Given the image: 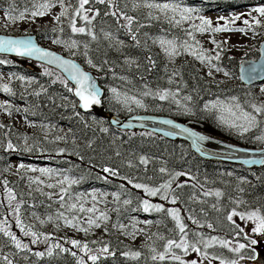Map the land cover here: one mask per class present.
Returning a JSON list of instances; mask_svg holds the SVG:
<instances>
[{
    "label": "trees",
    "instance_id": "obj_1",
    "mask_svg": "<svg viewBox=\"0 0 264 264\" xmlns=\"http://www.w3.org/2000/svg\"><path fill=\"white\" fill-rule=\"evenodd\" d=\"M43 1L45 0H0V10L17 16L25 11H34ZM170 1L175 0H118L119 8L134 17L133 24L127 26L126 20L117 21L110 14L115 10L111 5L92 2L85 7L98 10L99 15L95 12L88 13L95 16V19L91 25H87L82 18L75 17L73 12V8L78 7L79 0H67L63 11L66 9L68 14L60 21L56 20L58 27L41 29L33 34L41 42L60 39L64 46V51H60L62 54L78 60L93 70L104 92L102 98L104 109L109 113L118 116L147 113L170 116L181 121H195L209 129L207 131L195 126L197 131L217 140L243 146L264 147L250 144L249 136L225 137L226 134H222L216 124L204 121L201 112L197 116H191L193 112L186 110L189 104L184 99L185 96H191V102L197 105H201L203 99L236 97L238 103L246 110H249L254 100L247 94L250 88L240 82L226 89L217 87L214 82H207L189 61L181 60L174 69L168 67L165 54L159 48L161 39L174 41L179 49L183 48L185 42L188 45H195V40L187 34L191 32L194 36L192 28L185 27L181 20L169 13V9L161 10L147 6ZM199 3V6L206 8L213 5L217 9L229 11L245 6L262 5L264 0H208L205 4ZM71 19H75L77 27H85V32L74 33L70 24ZM175 21L180 22L177 24ZM89 29L97 36L96 40L88 34ZM105 32L111 34V39L105 38ZM133 34L136 35L139 44L131 39ZM72 41L77 42V47L67 46ZM117 41H122L123 44L118 46ZM149 57L155 62L154 66L150 64ZM0 59L8 61L7 66H3L7 71L24 79H32L31 81L14 79L9 84L11 87L9 98L22 106L21 113L27 120L37 125L35 132L25 133L15 128L12 122L0 121V124L4 125L0 128V228L11 232L22 244L28 245L27 248L18 249L11 237L0 231V264H7L3 259L5 256L12 264H78L80 259H83L85 264H92L85 251L71 244L74 238L56 240L34 222L35 214L49 216L53 213V207L45 204L39 192L31 190L33 186H27L22 177L15 178L5 173L13 159L42 162L55 169H61L69 176L80 179L81 188L93 185L118 193L120 217L127 215L142 201L147 200L150 204L162 205L165 209L172 207L180 209L183 223L187 225V239L190 242H195L201 236L206 240L215 236L232 242L247 243L244 233L237 236V225L229 221L227 216L234 209L236 212L245 213L259 210L260 215L264 216V167L248 169L240 165L205 161L194 154L186 143L171 142L149 132L117 130L106 120L91 114H82L71 92L68 91L70 86L55 70L39 64L41 70H36L26 65L24 62L28 61L23 59L5 56H0ZM89 60L92 64H89ZM127 60L134 62L128 63ZM241 60L226 54L220 63L222 66L232 68L234 77L238 79V66ZM93 64L96 67H93ZM174 71L178 74L173 76ZM169 78L172 80L171 83ZM113 88L116 89V93L140 100L144 104V110L127 112L124 106L112 100ZM164 90L175 93V96L160 100L155 93ZM145 92L153 94L144 95ZM105 128L108 129L106 132L103 131ZM9 142L13 144V149L7 147ZM61 149L64 151L61 152ZM141 157L146 158L148 163H141ZM105 167L115 170L118 175L113 176L104 172ZM162 167L167 169L165 173L159 171ZM175 173H184L178 176L172 185L174 194H178L179 197L176 204L171 203V195L168 200H164L161 198L163 192L150 196L143 188L134 187V184L139 183L158 188ZM129 179L132 180V184L128 183ZM177 184H182L183 187L177 188ZM9 189L15 199H9ZM217 191L222 195L217 197L215 195ZM206 192L210 194L205 195ZM124 200H130L131 203L125 205ZM17 206L19 212L16 211ZM140 213L154 219L159 225L148 233L145 242L128 243L122 237L115 236L108 227H105L107 231L103 235L85 234L83 240L79 241L81 245L86 243L89 249L96 251L107 244L115 252V256L102 255L97 264H178L171 260L170 256L164 261L159 259L153 261L151 258L155 254L151 251L153 247L157 252H163L167 239L174 238L179 242L180 234L176 222L165 212L141 210ZM189 216L198 223L194 224L192 219H188ZM18 218L21 221L20 225L17 224ZM208 224H212L213 227L208 228ZM25 231L36 232L37 242L32 243L34 237L31 234L25 235ZM149 236L152 238L149 239ZM57 244L60 248L55 247ZM197 247L201 249L199 254L207 252L210 258L219 262L221 259L227 262L239 258L238 253L216 244L204 248L198 243ZM49 249L53 252L51 256L47 254ZM135 251L141 252V256L132 258L122 255L123 252ZM173 251L182 258L185 257L182 250ZM39 252H43L44 255H36ZM72 252H76L77 255L73 256ZM243 254L245 256L243 260L249 261L251 249L247 248Z\"/></svg>",
    "mask_w": 264,
    "mask_h": 264
},
{
    "label": "rangeland",
    "instance_id": "obj_2",
    "mask_svg": "<svg viewBox=\"0 0 264 264\" xmlns=\"http://www.w3.org/2000/svg\"><path fill=\"white\" fill-rule=\"evenodd\" d=\"M208 0H196L195 2H190L189 0H175L170 2H164L163 4H169V13L172 14L176 19H179L183 22L184 26L187 28H192L195 45H189V47L179 49L177 47V53L173 57H169L164 47L159 45V48L165 54V58L168 61L167 65L170 69L177 68V64L181 60H186L191 62L199 71L201 76L207 82H214L217 87L221 86L223 89H226L230 86H235L239 80L234 77L233 69L227 66H222V58L228 54V56L236 57L238 59H255L258 55V47L260 43L264 40V16H261L259 12L255 9L259 7H264L262 5L256 6H245L242 8L234 10H220L216 6L209 5V7L199 6V2L204 4ZM49 0H45L42 3H48ZM39 4V5H40ZM67 4V0H63V7ZM171 6L176 7L175 11H172ZM63 7L61 5V0H51V6L45 12L43 16H33L30 11L22 12L24 18L20 19L19 15L11 16L4 11L0 10V32L1 33H13V34H26V33H36L38 30L45 28H54L58 27L55 17L58 16L62 11ZM186 8L194 9L191 13V19H182V16L186 15L183 10ZM39 6L36 7L34 11H38ZM11 17H17L13 20ZM199 17H204L212 21L213 26L225 27L227 25V31L221 32H212L205 31L199 32L196 31L194 25L200 24ZM223 19H220V18ZM260 20V24H256L255 20ZM244 20H248L249 23L244 24ZM238 29H244V31H239ZM212 40H215L217 44H220L221 47L218 48L216 44L212 43ZM56 41H60L57 43ZM199 41V44L196 43ZM226 41V43H225ZM42 44L45 46L56 49L58 51H64V46L60 39L53 40H43ZM192 50L200 52L203 50V54L208 57H215L219 53V59H212L211 63L207 60L201 61L192 55ZM4 63H0V105H10L11 107L8 110L0 107V121L2 122H12L13 126L25 133H33L37 129V125L33 121L27 120L21 113L22 106L15 103L9 98L11 95L10 83L22 76H16L13 73L4 69L3 66H7L6 59H0ZM26 65L31 66L36 70H41L38 67V64H33L32 62H24ZM220 68V71H216V68ZM212 73L209 75V73ZM228 72L229 75L225 76L224 73ZM23 81H31L32 79H22ZM7 85L8 91H5L4 86ZM250 91H247V94L253 98V104L257 107L264 105V82L260 84H254L248 86ZM112 100L115 103H118L124 106L127 109V112L133 111H142L144 107H140L135 103V99L126 94L114 93ZM216 101H221L225 106H232L233 112L237 116L240 115V109L245 112L252 113L256 116L257 123L255 126L250 127L247 132H244L239 127H233V124L239 125L243 124V120H236L234 117L230 116L226 108H216V109H205L204 105L206 103L211 104ZM189 106L187 109L193 112L191 116H197L199 112L202 113L204 121L216 124V127L221 130L222 134L225 137L232 138H242L243 136H249L250 144H259L264 145V140H257L256 137L264 136V112L257 113L252 105L249 106V110H246L243 106L238 103V100H232V97L225 98H213L211 100L203 99L201 105L187 101ZM142 103V102H141ZM143 104V103H142ZM235 104L240 105V109L234 107ZM144 105V104H143ZM221 116L224 117V120H221ZM64 130V129H62ZM216 132V130H214ZM23 164L25 167L20 168L19 166ZM49 168L53 172L50 174H41L39 169ZM31 169H37L36 171H31ZM6 174H11L15 178L22 177L27 186H33L31 190H37L41 196L42 201L45 204H49L53 207L52 214L46 216L44 214H35L34 222L37 223L40 229L50 234V237L54 239H64L66 237L74 238L76 240H83V236L86 234L83 231L77 230L69 225H66L64 219H57V215L60 212H63L66 217L71 219L75 216L77 219L74 222H78L80 227H88L86 221L89 216L95 218L99 215L100 212H106L109 216L107 222L99 221L101 226L99 228L93 226L87 234L93 235H103L105 227L110 228L113 231L114 235L117 237H122L126 242L132 244H140L146 241V237L149 232H152L159 225L158 222L154 219L141 215L140 211L143 210L142 203L136 206L131 212L127 215L120 217L119 206L117 200L113 194H116L113 191L104 190L98 186L87 185L86 188H81L80 179L71 177L61 169H55L50 165H46L42 162H26L19 159H13L9 162L8 167L5 171ZM68 177V180H77L76 184H69L68 181H65L63 187L68 189L67 193H61L60 191V181H63L64 178ZM39 178L42 183L36 184L33 183V180ZM48 184L54 185V187H47ZM51 194L52 198L49 199ZM60 195H64V201L59 199ZM93 196L96 197V200H93ZM76 197H80L79 200ZM150 202V201H148ZM76 203L78 205L77 209L68 210L67 205ZM62 204L64 205L62 207ZM83 204L84 208H90L95 206L98 209L95 213L80 212L79 205ZM48 206V205H47ZM176 208V207H172ZM247 214L245 212H238ZM49 217H52L49 220ZM43 221V222H42ZM151 221L152 223H146ZM233 221L235 225H238L240 228L244 229V234H247L250 238L257 239L258 244L255 247L256 256L255 260L249 259V261L239 260V264H264V235L256 234L252 232V229L256 225L255 220H241L240 216H234ZM232 222V221H231ZM233 223V222H232ZM114 224H123L125 228L120 230L118 228H113ZM143 231H140V230ZM134 233V235L132 234ZM222 239V238H219ZM237 242H232V246H235ZM216 245L220 246L219 243ZM226 248V247H225ZM251 249V247H249ZM230 250V248H226ZM91 253L95 254L97 251L91 249ZM231 251V250H230ZM88 254L86 257H88ZM85 257V256H84ZM183 259L186 262L195 259L197 264H208V261L203 258L199 252L190 251ZM212 264H220L219 261L212 259Z\"/></svg>",
    "mask_w": 264,
    "mask_h": 264
},
{
    "label": "snow or ice",
    "instance_id": "obj_3",
    "mask_svg": "<svg viewBox=\"0 0 264 264\" xmlns=\"http://www.w3.org/2000/svg\"><path fill=\"white\" fill-rule=\"evenodd\" d=\"M90 2L92 3H99V4H103V5H111L115 10L112 11L110 14L115 17L117 19V21L123 19L127 21V26H130L133 24L134 22V17L128 15L126 12H123L120 8H119V3L118 0H79L78 2V7L73 8V12L75 13V17L78 18H82L87 25H91L92 20L95 19V16H90L88 13H92L95 12L96 15H99L98 10H95L91 7H85L86 5H89ZM61 5L63 7V0H61ZM51 6V0H49L48 3H42L39 5V9L38 11H33L31 14L33 16H43L45 14V12L48 10V8ZM149 8H159L161 10H168L170 8L169 4H163V5H159V4H148L147 5ZM172 7V11L176 10V7L178 6H171ZM194 11V9H190V8H186L183 10V12L186 14L184 16H182V19H191V13ZM255 11L259 12L261 16H264V7H259L257 9H255ZM67 10L65 9V11H62L58 16L55 17V19L57 21H60L62 17H64L65 15H67ZM106 15L108 13H105ZM13 20L17 19V17H11ZM20 19L24 18V14L21 13L19 16ZM200 19V24L199 25H194V28L196 31L199 32H205V31H212V32H221V31H227V25H225V27H219V26H213L212 21L209 19H205L204 17H199ZM220 19H223L222 17ZM171 22V21H170ZM180 21H175V23H179ZM249 21L248 20H244V24H248ZM256 24H260V20H255ZM70 24H71V28L72 31L75 32H79V33H84L86 28L85 27H77L76 26V21L75 19H71L70 20ZM55 30V29H54ZM239 31H244V29H238ZM129 31H131V28L129 27ZM88 34L91 36V38L93 40L97 39V36L89 29ZM189 36L192 37L193 40H195V37L192 36L191 32L187 33ZM105 38L111 39V34L105 32L104 33ZM131 39L133 41H135L137 44H139V41L137 40L136 35H132ZM57 43H59L60 41H56ZM197 44H199V41H196ZM213 44H216V46L218 48L221 47L220 44H217V42L215 40H212ZM226 43V41H225ZM123 42L122 41H117V45H122ZM160 44L162 47H164L166 54L171 58L173 56H175L177 53V47L174 41L172 40H165V39H161L160 40ZM70 48H75L77 47V42L76 41H72L71 44L67 45ZM184 48H188L189 45L187 44V42L184 43L183 45ZM85 48H87V45H85ZM0 51H16L18 55H38L40 58H49V63H54V62H58L61 66L64 67V70L66 72L69 73V77L71 80L75 81L76 85H78V87L75 89V95L78 96L80 98V100L83 102L82 103V107L84 108H90L93 105L99 104L100 103V98H99V92L95 87L94 82H92L91 77L84 72L83 70H81V68L75 64L72 61L69 60H64L61 57L57 56L55 53L53 52H49V51H44L38 47H36L35 45H33L31 43L30 40H14V39H0ZM192 55L196 56L197 59L201 60L202 62L207 60L209 63H211L212 59H219V53H217V55L215 57H208L205 56L203 54V50H200L199 53H197V51L192 50L191 52ZM85 55H87V52H85ZM149 62L152 66H154V61L151 60V58L149 57ZM89 64H92V61L89 60L88 61ZM126 62L128 63H132L134 61H130L127 60ZM0 63H4V61L0 60ZM105 63H107V61H105ZM93 67H96V65L93 64ZM220 68H216V71H220ZM254 70V69H253ZM149 71H151V68H149ZM50 74V73H49ZM178 73L176 71H174L172 73V75H177ZM212 73L210 72L209 75H211ZM225 76H228L229 73L225 72L224 73ZM251 78V77H249ZM20 79H24V77H20ZM172 80L171 78H169V83H171ZM66 84V82H65ZM5 91H8V87L7 85L4 86ZM68 91H73L71 88L68 89ZM113 93H116V89L113 88L112 89ZM153 93L151 92H145L144 95H151ZM36 95H39V93H36ZM155 95H157L159 97L160 100H166L169 98V96H175V93H172L168 90H164L162 92H157L155 93ZM185 100L187 101H191L192 97L191 96H185L184 97ZM232 100L235 101L236 97H232ZM135 103L137 105H139L140 107H144V105L141 103L140 100H135ZM177 103H179L177 101ZM74 106V105H73ZM0 107L5 108V110H8L11 106L10 105H0ZM205 109L211 110V109H216V108H221L224 109L226 108V110L228 111V113L230 114V116L234 117L236 120H243L244 123L243 124H233V127H239L241 128L244 132H247L248 129L250 127H253L256 125L257 120H256V116L253 115L252 113L249 112H245L242 109H240V105L239 104H235L234 107L236 109H240V115L237 116L235 112H233L232 110V106H225L221 101H216L215 103H211L208 104L206 103L204 105ZM252 107L255 109V112L257 113H262L264 112V105H261L259 107H257L256 105H252ZM187 111H190V109H186ZM221 120H224V117L221 116ZM164 123L166 124H171V121H164ZM4 125L0 124V128H3ZM108 129H103V131H107ZM184 131H187V129H184ZM27 139V138H26ZM57 139H61V137H57ZM197 139L202 140L205 139V137H198ZM257 140H264V136H258L256 137ZM7 147L9 149H13V144L11 142L8 143ZM61 152L64 151V149L60 150ZM141 163L143 164H147L148 161L146 158L141 157ZM20 168H24L25 166L23 164H21L19 166ZM37 169H31V171H36ZM39 171L41 172V174H50L53 172L52 169L49 168H41L39 169ZM104 172L109 173L113 176L118 175V173L111 169V168H107L105 167L103 169ZM159 171L161 173H165L167 171L166 168H160ZM184 175V173H175L174 175L171 176V179H169L168 181H166L164 184H161L158 188H151L146 184H134L135 188H143L144 191L150 195V196H156L157 194L163 192L162 195V199L164 200H168L169 195H171V203L172 204H176L177 200H178V194H174V190H172V185L173 182L176 180V178L178 176ZM65 181H68L69 184H76L78 183L77 180H68V177L65 176L63 181H60V191L61 193H67L68 189L63 187V184ZM5 183H7L5 181ZM33 183L36 184H40L42 183V181L39 178H36L35 180H33ZM129 184H132V180L129 179L128 180ZM47 187L52 188L54 187V185L52 184H48ZM177 188H182L183 185L182 184H177L176 185ZM172 190V191H170ZM10 192V197L9 199H15L14 196L11 195V190L9 189ZM210 193H205V195H209ZM49 195V199L52 198L51 194ZM115 196V199L117 201L120 200V195L117 194H113ZM215 195L217 197L221 196L222 194L217 191L215 193ZM59 199L61 201H64L65 196L64 195H60ZM77 200L80 199V197H76ZM93 200H96V197L93 196ZM123 203L125 205L130 204L131 201L130 200H124ZM64 205L62 204V207ZM78 205L76 203H72L67 205V208L69 211H71L72 209H77ZM142 207H143V211L144 212H149V211H156V212H165L168 216H171L172 219L176 222V228L178 229L179 232V242H177V239L174 238H169L166 240L165 244H164V251L163 252H157L156 248H152L151 251L153 253H155L154 255H152V260L155 261L157 259H159L160 261H164L166 259V257L171 258V260L178 262V264H189V262H186L181 255H178L175 251H173L174 249H178V250H182L183 255L186 256L189 252V250H191L192 252H201V249L199 247H197V244H202L204 246V248H209L211 247L213 244L219 243L222 247H226V248H230L231 251L238 253L239 254V258L238 259H233V260H229V261H225L223 259L220 260V264H239V260H243L245 259V256L243 254L244 250H246L247 248L251 247V255L248 257L249 259H253L255 260L257 258L256 256V249L255 247L252 246H256L258 244L257 239H253L250 238L247 234H244V239L247 241V243H239L237 242V244L235 246H232V241L231 240H224V239H219L215 236L210 237L209 239H204L203 236H201L198 240H196L195 242H190L187 239L188 236V232L186 231V227L187 225L185 223H183L182 217L180 215V209L178 208H170V209H165L162 205H153L150 204L147 200L142 201ZM215 207V205L213 206ZM16 211L19 212V206H17ZM79 211L80 212H88V213H95L98 211V209L95 208V206L90 207L85 209L83 204L79 205ZM240 216L241 220L247 219V220H255L256 221V225L255 227L252 229L253 233L256 234H261L264 235V216L260 215L259 210L256 211H251L249 213H247L246 215L243 213H238L235 211V209L232 211L231 214H229L227 216V219L229 221H232L233 223H235L233 221V217L234 216ZM64 219V222L66 225H69L73 228H77V230L83 231L86 234L90 231V229L95 226L97 228H99L101 226V224L99 223V221H104L107 222L109 219V216L106 212H100L98 216H96L95 218H93L92 216H89L87 218V225L88 227H83L81 228L78 222H74L76 221V217L73 216L71 219H69L68 217L65 216V214L63 212L58 213L57 215V219ZM52 217H49V220H51ZM188 219H192V222L198 223L197 220L193 219L191 216L188 217ZM43 222V221H42ZM146 223H152L151 221H148ZM17 224L20 225L21 221L19 220V218L17 219ZM208 228H212L213 225L212 224H208L207 225ZM113 228H118L120 230H123L125 228V225L123 224H114ZM23 227H22V231H23ZM0 231H3L4 234L6 236H10L11 240L15 243V246L18 249L21 248H27L28 245L26 244H22L21 241L19 239H17V237L12 234L11 232H7L5 231L3 228H0ZM105 231H107V228H105ZM140 231H143L142 229ZM244 233V229L240 228L238 225L236 226V234L237 236L241 235ZM25 235H29L31 234L34 239L32 241V243H36L37 242V238H38V234L36 232H29V231H25L24 232ZM134 235V233H132ZM152 237L149 236V239H151ZM161 239H164V237H160ZM95 243V242H94ZM71 244L74 247H79L81 249V251H85L86 254L91 253V249H89L88 244H83L81 245V242L79 240H71ZM56 248H60V245L57 244L55 245ZM62 251H69L68 249H61ZM49 256H51L53 254L52 250L49 249L48 253ZM73 256H76L77 253L76 252H72L71 253ZM36 255L38 256H43L44 253L43 252H39L36 253ZM102 255H108V256H115V252L112 251L109 246L107 244H104L100 249L97 250L96 254H88V260L92 261V264H97V262L100 260ZM122 255L124 256H131L132 258H137L141 256V252L139 251H135V252H123ZM202 256L205 260L208 261V264H212V260L209 259V254L207 252H203ZM7 264H12V261L8 259V257H4L3 258ZM78 264H85V261L83 259H80L78 261ZM190 264H197V260L193 259L190 261Z\"/></svg>",
    "mask_w": 264,
    "mask_h": 264
},
{
    "label": "water",
    "instance_id": "obj_4",
    "mask_svg": "<svg viewBox=\"0 0 264 264\" xmlns=\"http://www.w3.org/2000/svg\"><path fill=\"white\" fill-rule=\"evenodd\" d=\"M0 39L30 40L36 47L44 51L53 52L64 60L72 61L77 64L81 70L86 72L91 77L92 82H94L100 98V103L90 108L81 106L83 102L75 95V89L78 85H76L75 81L70 79L69 73L66 72L64 67L58 62L49 63V58L42 59L38 55L21 56L18 55L16 51H0V56L27 60L58 72L73 90L71 91L72 97L77 101V108L83 114H92L100 119L106 120L111 127L123 132H149L171 142L186 143L190 146L194 154L205 161L240 165L248 169L264 167V147L243 146L217 140L194 128L198 126L209 131V129L201 123L195 121H181L170 116L147 113L125 117L105 111L102 102L104 92L93 70L88 69L78 60L66 56L56 49L54 50L45 46L37 39L35 34L1 33ZM238 80L246 87L264 82V40L258 47V55L255 59H243L240 61L238 66ZM164 121H171L172 123L166 124ZM184 129H187V131H184ZM198 137H205V139L199 140L197 139Z\"/></svg>",
    "mask_w": 264,
    "mask_h": 264
},
{
    "label": "bare ground",
    "instance_id": "obj_5",
    "mask_svg": "<svg viewBox=\"0 0 264 264\" xmlns=\"http://www.w3.org/2000/svg\"><path fill=\"white\" fill-rule=\"evenodd\" d=\"M0 34H1V32H0ZM25 84V83H24Z\"/></svg>",
    "mask_w": 264,
    "mask_h": 264
}]
</instances>
